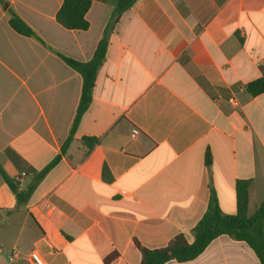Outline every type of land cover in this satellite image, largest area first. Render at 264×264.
Listing matches in <instances>:
<instances>
[{"label":"crops","instance_id":"obj_1","mask_svg":"<svg viewBox=\"0 0 264 264\" xmlns=\"http://www.w3.org/2000/svg\"><path fill=\"white\" fill-rule=\"evenodd\" d=\"M89 1L88 28L68 30L55 18L63 0H0V166L25 190L31 176L6 150L35 172L59 156L24 205L0 174V264H35L32 253L139 264L137 244L192 241L212 197L235 214L236 181L250 180L248 215L264 200V93L245 88L264 74V0H136L118 15V0ZM11 14L35 37L15 32ZM106 30L90 105L62 153L82 78L56 53L88 62ZM165 264L260 263L220 235Z\"/></svg>","mask_w":264,"mask_h":264},{"label":"trees","instance_id":"obj_2","mask_svg":"<svg viewBox=\"0 0 264 264\" xmlns=\"http://www.w3.org/2000/svg\"><path fill=\"white\" fill-rule=\"evenodd\" d=\"M136 0H118L114 9V15H118L134 4ZM90 7L89 0H63L56 13V21L68 30H86L88 22L85 14ZM10 27L20 35L35 37L32 29L19 17L11 14ZM111 25V23H110ZM107 30L99 41L92 58L88 62H79L65 57L59 53L56 55L71 69L78 72L82 78L80 98L74 120L71 125L67 140L61 147L63 153L78 126L80 118L87 110L92 99V89L98 69L100 68L107 48ZM246 91L252 97L264 93V74L246 84ZM83 142L91 146L97 142L94 138H84ZM6 156L19 173L29 174L31 182L25 190H20L18 182L6 175L0 166V174L16 198L18 205L28 202L39 181L58 162L59 156L55 157L46 167L39 172L29 166L17 153L11 149L6 150ZM250 180H238L235 184L236 212L235 214H224L218 206L214 197L208 203V207L192 229V241L186 236L176 235L166 246L158 249H147L139 247L141 260L139 264H165L169 261L188 262L199 256L208 244L220 235H226L233 240L244 242L254 252L260 264H264V200L252 215H248V190ZM116 257L112 253L104 260L110 262Z\"/></svg>","mask_w":264,"mask_h":264},{"label":"built area","instance_id":"obj_3","mask_svg":"<svg viewBox=\"0 0 264 264\" xmlns=\"http://www.w3.org/2000/svg\"><path fill=\"white\" fill-rule=\"evenodd\" d=\"M134 132H136V131H134ZM12 255H13V254H12ZM14 255H15V253H14ZM30 257H31V259L34 261L35 264H43L42 261L40 260V258L38 257L37 254L32 253V254L30 255Z\"/></svg>","mask_w":264,"mask_h":264},{"label":"rangeland","instance_id":"obj_4","mask_svg":"<svg viewBox=\"0 0 264 264\" xmlns=\"http://www.w3.org/2000/svg\"><path fill=\"white\" fill-rule=\"evenodd\" d=\"M259 204L260 203H256L255 207H254V205H252V210H253V208H258Z\"/></svg>","mask_w":264,"mask_h":264}]
</instances>
